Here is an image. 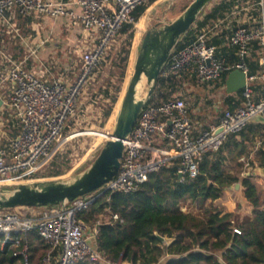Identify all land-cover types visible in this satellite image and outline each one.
Masks as SVG:
<instances>
[{
    "label": "built area",
    "instance_id": "1",
    "mask_svg": "<svg viewBox=\"0 0 264 264\" xmlns=\"http://www.w3.org/2000/svg\"><path fill=\"white\" fill-rule=\"evenodd\" d=\"M152 1L0 0V21H7L9 16L26 17L30 14L53 19L65 17L71 24L70 40L79 44L83 39L87 43L79 51V71L70 83H65L61 78H53L46 83L21 63H13L5 71L4 79L12 84L7 107L18 120L19 133L7 145L0 146L1 188L27 181L37 172L52 149H55L70 120L78 114L81 91L94 77L120 30L125 25L139 26L133 12L137 7ZM70 5H77L80 13L75 14L68 9ZM257 5L260 7V18L257 20L248 15L244 23L233 29L228 39V44L237 48L236 61L227 62L218 57L217 48L209 43L211 32L221 24L220 21L211 28L197 32L182 47L175 48L161 72L165 77L182 73L197 84L210 83L234 70L244 72L246 85L241 90V104L238 107L225 110L217 124L194 133L183 98L174 96L160 103L149 101L124 142L119 171L113 180L96 192L76 198L70 203L0 211V248L3 249L7 244L17 247L20 243L18 235L36 231L48 246L42 259L43 264H79L83 261L129 264L106 261L90 242L94 241L97 228L89 230L77 220V215L89 208L102 194L133 192L147 180L149 174L172 161H178L181 181L195 179L199 161L204 155L218 151L229 135L240 132L248 124L250 117L259 115L264 118L263 0H259ZM91 36L93 40L89 44ZM39 41L43 43L42 39ZM253 42L259 46L257 62L260 70L251 75L247 59ZM257 81L261 82L263 91L259 100L253 98V85ZM218 129H222V132L215 134ZM111 132L97 131L91 135L98 136L104 142L111 138ZM263 145L264 131L248 158L252 159ZM261 167H264V162ZM247 175L254 176V170L241 174L243 178ZM19 209L30 210L32 213L27 217ZM113 219H117V216H113ZM14 256H20L24 264H28L30 253L27 245Z\"/></svg>",
    "mask_w": 264,
    "mask_h": 264
},
{
    "label": "trees",
    "instance_id": "2",
    "mask_svg": "<svg viewBox=\"0 0 264 264\" xmlns=\"http://www.w3.org/2000/svg\"><path fill=\"white\" fill-rule=\"evenodd\" d=\"M252 1V0H249ZM259 0L249 13L260 18ZM247 0H221L206 11L184 34L177 44L180 48L195 37L196 33L212 27L223 20L235 7L241 8ZM147 6H139L133 12L138 19ZM234 29V28H233ZM233 29L219 26L210 36L209 43L217 48V56L227 62L236 61V47L227 43ZM133 26L125 25L120 33L125 35L121 59V74H124L133 38ZM257 42L251 45L247 59L249 74L260 70L257 62ZM229 73L222 74L217 82L224 85ZM122 81V79H120ZM188 83L197 84L185 74L163 76L155 84L150 102L167 101L181 93ZM254 89L260 87L253 86ZM116 88V93L120 91ZM106 91L109 104L103 117L108 120L118 100V94ZM241 90L225 98L227 109L233 110L241 104ZM107 97V98H108ZM183 98V97H181ZM184 99V98H183ZM190 109L187 107V110ZM189 113V110H188ZM264 131V125L248 123L240 132L231 134L222 147L208 153L199 161L198 175L195 179L178 177V161L157 172L149 174L147 180L130 193H106L100 195L86 210L77 215V220L88 229L97 228L94 239L95 250L108 262H127L129 264H264V192L254 181V176L240 178L241 158H248L257 140ZM252 145V148L250 147ZM255 162L261 167L264 162V145L255 153ZM234 164L235 172L227 170ZM253 166L255 163H251ZM55 173L53 176H57ZM240 184L243 196L252 207V216L222 214L213 206L223 190ZM189 201L194 208L184 210L183 204ZM30 216V214H25ZM108 220L101 221L102 217ZM117 216V219H113ZM237 232H236V231ZM17 247L7 244L0 248V264H24L20 256L14 254L24 245L29 249L28 264H43L42 259L48 250L36 231L18 235ZM163 239L171 240L166 244ZM79 264H101L83 261Z\"/></svg>",
    "mask_w": 264,
    "mask_h": 264
},
{
    "label": "crops",
    "instance_id": "3",
    "mask_svg": "<svg viewBox=\"0 0 264 264\" xmlns=\"http://www.w3.org/2000/svg\"><path fill=\"white\" fill-rule=\"evenodd\" d=\"M162 1L164 0H154L151 2V5H149L150 7L146 4L145 6H147V8L145 12H147V15L150 10L158 8ZM220 1L221 0H213L206 8V11L210 10ZM254 6L256 7L251 1L247 0L241 8L235 7L232 9L231 13L221 20L222 22L218 21L217 23L220 22L221 24L219 26L224 25L225 29H233L247 20ZM68 9L72 10L75 14L80 13V9L77 5H70ZM206 11L202 12L201 15ZM141 18L142 15L137 20L140 22ZM219 26L211 32V35L217 32ZM70 31L71 24L69 19L65 17L53 19L30 14L26 17L9 16L7 17V21H0V126L2 129L0 131V141L2 142L0 146L7 145L11 140L16 138L19 133L18 120L7 107L12 84L4 79L5 71L11 64L21 63L28 71L32 72L46 83H49L53 78H61L65 83H70L74 75L79 71V51L82 46L87 44L86 42L84 43L83 39L79 44L73 43L70 40ZM119 35L125 37V35L120 32L117 37ZM41 39L43 40L42 44L39 41ZM92 40L93 36L89 38V44L92 43ZM194 85L187 82L185 88L186 90L189 88L191 92L193 91L196 93L213 88L214 93L217 92L219 97L220 95L222 96L217 99L216 105L212 107L213 111L211 115H207L204 118H202V113L198 109L194 111L191 108L188 109L194 133H198L201 130L207 129L210 125L219 122L223 112L227 110L225 98L231 94L226 93L225 84L223 86L220 84L214 86L209 83L205 84V87H203V85ZM253 86L260 87L259 89H254L253 93V98L259 100L263 94L261 82L257 81ZM241 159H239V162ZM234 167L235 165L230 164L227 170L235 172L236 168ZM255 167H257V165H255ZM240 169L239 177L243 178L241 176L243 173L242 167ZM254 177H256L254 179L257 182L260 180L264 183V179L259 177L256 173H254ZM213 206L222 214H238L242 217L252 216V207L244 198L243 189L239 183L225 188L220 198L213 202ZM165 242L168 245L171 243V240L166 239Z\"/></svg>",
    "mask_w": 264,
    "mask_h": 264
},
{
    "label": "water",
    "instance_id": "4",
    "mask_svg": "<svg viewBox=\"0 0 264 264\" xmlns=\"http://www.w3.org/2000/svg\"><path fill=\"white\" fill-rule=\"evenodd\" d=\"M212 1L193 0L174 21H169L162 27L155 25L145 32L132 75L127 81L117 109L111 138L103 142L98 154L86 170L76 175L71 182L46 180L17 184L15 190L8 196L5 195L4 190L0 189V211L22 207H52L70 203L76 198L96 192L113 180L119 171L124 142L135 127L141 111L150 101L165 63L182 36L190 30ZM174 2L175 0H164L163 3L171 9ZM142 77L146 80L148 91L145 97L137 98L136 87ZM245 85V73L234 70L226 78L225 90L227 94H235ZM247 122L264 125V118L255 115ZM220 132L222 129L216 130L215 134ZM254 173L264 179V167H256ZM178 177L180 178L181 175L178 174Z\"/></svg>",
    "mask_w": 264,
    "mask_h": 264
},
{
    "label": "rangeland",
    "instance_id": "5",
    "mask_svg": "<svg viewBox=\"0 0 264 264\" xmlns=\"http://www.w3.org/2000/svg\"><path fill=\"white\" fill-rule=\"evenodd\" d=\"M192 1L193 0H175L171 9H168V6L162 1L158 8L150 10L148 15L147 12L142 14L139 26L133 27L132 30L133 38L131 41L130 54L123 75L121 74V59L123 57L122 50L125 37L119 35L116 38L115 43L104 55L94 77L82 89L78 99L80 102L78 114L70 120L62 137L59 139L57 145H55V149H52L50 155L43 161L40 168L30 179L19 182L18 184L46 180L71 182L76 175L86 170L98 154L103 142L101 138L91 135V133L97 131H112L117 109L127 81L132 75L139 46L145 32L155 25H157V27H162L169 21H174ZM253 1L254 0L251 2ZM149 5H151V2L148 3V6ZM204 11H206V8ZM120 79H122V81H120ZM143 79L145 80L144 77ZM217 84L218 83L215 82L213 85L216 86ZM117 87H120L118 93L115 92ZM107 90L112 93L109 95H113V93L118 94V100L113 107L111 116L108 120H105L103 113L109 104V97L105 94ZM147 91L148 85L145 80L141 86V90L136 93L137 98L145 97ZM181 97L186 100L189 108L193 111L198 109L202 113V118H204L207 115H211L213 111L212 107L216 105L217 99L222 96L220 95L219 97L217 92L214 93L213 88L205 89L197 93L191 92L188 88L187 90L183 89ZM1 130L0 126V131ZM0 143L2 142L0 141ZM250 147L252 148V145ZM244 159L245 160H240L243 164L242 172L254 170L256 168L255 165L258 166V163L255 162V154L252 158L253 160L249 158ZM251 163H255L254 166ZM55 173H59V175L53 176ZM254 181L264 192V183L260 180V182H257L255 179ZM16 185H7L2 188L0 187V189L4 190L5 195L8 196L15 190ZM183 206L185 211L194 208V204H191L189 201H186ZM18 211L22 214L32 213V211L26 209H19ZM103 220H108V217H102L101 221ZM88 235H90V233ZM90 242L94 244L93 240H90Z\"/></svg>",
    "mask_w": 264,
    "mask_h": 264
},
{
    "label": "bare ground",
    "instance_id": "6",
    "mask_svg": "<svg viewBox=\"0 0 264 264\" xmlns=\"http://www.w3.org/2000/svg\"><path fill=\"white\" fill-rule=\"evenodd\" d=\"M145 82V80L143 79V77H142V79H141V81L137 84V87H136V91H137V93L141 90V86H142V84Z\"/></svg>",
    "mask_w": 264,
    "mask_h": 264
}]
</instances>
